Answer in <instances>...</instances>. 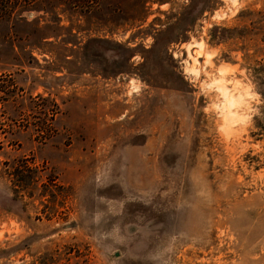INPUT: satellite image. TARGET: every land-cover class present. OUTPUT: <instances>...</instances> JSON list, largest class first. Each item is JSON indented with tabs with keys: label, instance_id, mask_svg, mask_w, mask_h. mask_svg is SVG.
I'll list each match as a JSON object with an SVG mask.
<instances>
[{
	"label": "rangeland",
	"instance_id": "374dc122",
	"mask_svg": "<svg viewBox=\"0 0 264 264\" xmlns=\"http://www.w3.org/2000/svg\"><path fill=\"white\" fill-rule=\"evenodd\" d=\"M18 1L0 264H264V0Z\"/></svg>",
	"mask_w": 264,
	"mask_h": 264
},
{
	"label": "trees",
	"instance_id": "16d2710c",
	"mask_svg": "<svg viewBox=\"0 0 264 264\" xmlns=\"http://www.w3.org/2000/svg\"><path fill=\"white\" fill-rule=\"evenodd\" d=\"M31 6L28 2L24 3L21 1L15 0H0V29L3 25H7L9 30L14 31L13 29L17 27L19 23L25 21V18L21 16L20 11ZM0 47V51H1ZM15 85L10 81L0 80V105L4 102L15 97ZM5 104V103H4ZM35 168L29 164H24L22 167L18 166H9L8 174L17 179L21 186L27 188L30 184L37 182L38 177H33V172Z\"/></svg>",
	"mask_w": 264,
	"mask_h": 264
}]
</instances>
